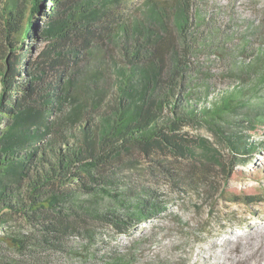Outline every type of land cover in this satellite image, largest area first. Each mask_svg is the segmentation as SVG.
I'll use <instances>...</instances> for the list:
<instances>
[{
	"label": "trees",
	"instance_id": "trees-1",
	"mask_svg": "<svg viewBox=\"0 0 264 264\" xmlns=\"http://www.w3.org/2000/svg\"><path fill=\"white\" fill-rule=\"evenodd\" d=\"M253 14L209 0H0V225L19 216L36 229L8 235L0 264H16L4 262L5 249L63 252L89 222L115 238L174 216L146 186L106 187L134 156L173 184L213 173L261 181L234 169L264 146L250 140L264 130V100L252 102L264 92V8ZM231 192L240 203L263 200L258 189ZM143 238L98 264H192L185 241L141 263Z\"/></svg>",
	"mask_w": 264,
	"mask_h": 264
},
{
	"label": "rangeland",
	"instance_id": "rangeland-1",
	"mask_svg": "<svg viewBox=\"0 0 264 264\" xmlns=\"http://www.w3.org/2000/svg\"><path fill=\"white\" fill-rule=\"evenodd\" d=\"M213 6L223 9L233 4L235 9L251 13L256 7L264 8V0H209ZM256 3V4H253ZM26 43V42H25ZM33 50H39L43 44L35 39L31 43ZM26 46L17 50L19 53ZM262 96H255L253 104L264 100ZM191 135L205 138L220 155L227 156L228 150L205 127L186 128ZM250 140L264 144V130L250 135ZM158 161H182L163 155L155 156ZM244 173L258 171L262 174L261 181L237 176L236 180H225L220 175L210 176L203 184L189 183L173 184L167 180L153 162L141 156H134L131 162L121 165L113 178V182L106 187L111 191L123 192L125 187L139 190L146 186L159 194L174 216L138 225L128 236L108 234L104 227L89 222V232L85 227L71 233L64 241V251L51 256L27 252L19 255L15 250L5 249L4 262L16 264H98L100 257L109 248L125 250L133 238L147 237L142 245L139 257L141 263L149 260L152 254L163 253L170 247L187 244L183 251L192 264H264V146L252 156L247 164L234 168ZM234 174V173H233ZM247 188L258 189L263 195L262 201L253 204L238 202L231 190ZM180 225H183L185 236L181 238ZM35 234L36 229L28 225L19 216H13L0 225V245L4 247L8 235ZM143 238V239H144ZM185 244V243H184Z\"/></svg>",
	"mask_w": 264,
	"mask_h": 264
}]
</instances>
